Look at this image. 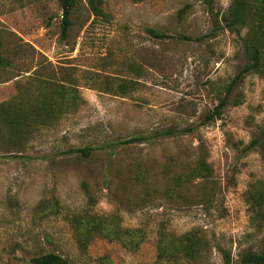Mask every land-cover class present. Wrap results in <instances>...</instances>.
Wrapping results in <instances>:
<instances>
[{
	"label": "rangeland",
	"instance_id": "rangeland-1",
	"mask_svg": "<svg viewBox=\"0 0 264 264\" xmlns=\"http://www.w3.org/2000/svg\"><path fill=\"white\" fill-rule=\"evenodd\" d=\"M232 2L102 0L94 16L76 0L62 37L59 0H0V104L59 84L74 99L16 133L0 119V264L49 251L73 264H240L264 247V203L254 200L264 194V47L261 70L232 83L251 24L248 11L226 25ZM84 146L87 157L71 151ZM201 159L210 176L193 178ZM75 217L115 218L141 241L130 249L92 233L82 249ZM161 231H193L202 247L160 258Z\"/></svg>",
	"mask_w": 264,
	"mask_h": 264
},
{
	"label": "trees",
	"instance_id": "trees-1",
	"mask_svg": "<svg viewBox=\"0 0 264 264\" xmlns=\"http://www.w3.org/2000/svg\"><path fill=\"white\" fill-rule=\"evenodd\" d=\"M89 10L94 16H102L101 9L102 0H87ZM76 4V0H59V5L62 9L60 20V33L62 37L67 35L71 26L70 13L72 7ZM184 6L181 11L185 10ZM251 11V24L248 28L247 37L243 40L244 50L247 56V62L242 66L237 73L232 83H236L246 73L258 72L261 70L262 50L264 47V0H233L227 13L223 15V20L228 27L243 25L247 16V12ZM146 31L154 38L166 39L175 38L174 36L160 32L153 28H146ZM9 65V61L0 56V67ZM232 84L228 85L226 94L231 89ZM226 94L219 99L218 105L206 115L208 121L221 115L222 107L226 103ZM74 101L71 93L68 91V86L65 84L55 85L49 91L40 90L34 98L21 95L18 101L13 105L0 104V119L4 124L16 133L25 127L34 125L36 122H44L46 117H50L54 112V107H67ZM50 113V114H49ZM48 115V116H47ZM46 116V117H45ZM264 133V127L262 128ZM170 130H163L160 135H172ZM147 139V137H132L126 142ZM92 148L84 146L75 148L71 151L78 153L83 157L91 154ZM264 165V158H263ZM193 178H208L210 176V168L205 160H198L197 165L192 170ZM179 181L180 178H177ZM257 206L264 203V194L257 193L254 197ZM97 219V218H96ZM71 227L78 246L84 249L92 233H98L110 240H118L124 246L133 249L136 248L142 236L137 229L120 228L115 218L100 222L96 220L86 219L84 217H75L71 219ZM202 247V240L198 235L189 231L180 236L172 237L170 235L159 232L157 241L158 256L167 260H176L177 258H193L196 256ZM31 264H73L55 252H45L40 255L33 256L30 260ZM240 264H264V247L256 251H246L242 254Z\"/></svg>",
	"mask_w": 264,
	"mask_h": 264
}]
</instances>
